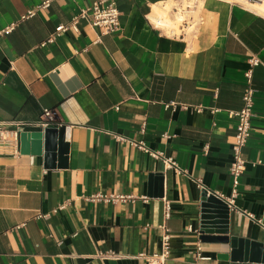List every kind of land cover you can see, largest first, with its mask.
I'll list each match as a JSON object with an SVG mask.
<instances>
[{"label": "crops", "instance_id": "0c3cea01", "mask_svg": "<svg viewBox=\"0 0 264 264\" xmlns=\"http://www.w3.org/2000/svg\"><path fill=\"white\" fill-rule=\"evenodd\" d=\"M40 1L0 0V29L14 22L0 33V123L38 130L40 109L51 107L68 127L67 147L45 166L30 140L25 151L18 134L17 152L0 140V264H144L135 254L158 248L159 224L168 229L167 264H260L264 14L236 0H202L189 34L170 35L147 19L166 0H116L117 30L101 33L78 18L76 29L54 32L91 0H49L20 17ZM250 55L258 62L245 165L227 214V234L246 245L231 258L228 242L198 238L200 189L230 194L229 110L242 103ZM138 140L180 171L130 143ZM96 191L132 198L85 199ZM196 243L207 258H194Z\"/></svg>", "mask_w": 264, "mask_h": 264}, {"label": "built area", "instance_id": "2783aa9c", "mask_svg": "<svg viewBox=\"0 0 264 264\" xmlns=\"http://www.w3.org/2000/svg\"><path fill=\"white\" fill-rule=\"evenodd\" d=\"M49 0H41L32 8H28L24 13L20 15L21 18L30 16L34 13L35 8L39 6H44L48 4ZM180 2V1H179ZM195 2L194 0H187L184 3V6L189 7ZM174 11L182 9L181 2L177 6H173ZM78 18H83L89 24L96 25L101 33H107L117 30L119 26L118 20V9L116 7V0H91L88 5L83 6L79 9L78 13L72 15L67 23H58L54 26V32L63 30L67 27L76 29V22ZM152 26L158 28L159 30H165L155 23L149 17L147 18ZM14 22H11L0 29V33L8 31ZM170 35H174L172 30H169ZM179 34V33H178ZM50 36L48 39H50ZM258 62V58L254 55H250L247 58V65L243 69L244 83L241 91V105L235 110H229V113L234 115L236 122L234 125V132L231 140V160L228 165V172L231 177V188L229 196L222 197L227 203L228 207L233 206L232 198L236 193V185L238 183V176L244 168L245 160L241 156V147L245 144L246 138L248 136L249 125H250V115H251V105H252V91L251 86V74L252 66ZM171 102H165V105H168ZM195 110L200 108L199 104L193 106ZM34 123L42 129L46 125L54 124L58 126L61 124V120L51 107H42L37 115V118L34 120ZM17 126V125H16ZM19 130L15 128H7L0 123V140H9L13 146V151L17 152V139H18ZM130 143L135 144L138 148L146 151L149 155L153 157H160L162 161L171 166L176 172L180 171L179 167L176 165L175 161L170 156L162 155L161 151L152 150L145 146L141 140L130 141ZM88 200H101V201H116V200H126L132 198V195L129 193H103V192H93L84 196ZM143 199L146 198L145 195L142 196ZM64 202L57 204V207H63ZM162 215L167 217L169 215V205L167 200H163L162 204ZM161 228V234L159 237V246L151 250L150 252L139 251L135 255L143 258L144 264H167L166 258L169 251V240H168V229L164 224H159ZM101 256L114 255L112 252H103L100 253ZM194 258H207V255L201 253V247L199 243L195 244L194 247Z\"/></svg>", "mask_w": 264, "mask_h": 264}, {"label": "water", "instance_id": "95a60500", "mask_svg": "<svg viewBox=\"0 0 264 264\" xmlns=\"http://www.w3.org/2000/svg\"><path fill=\"white\" fill-rule=\"evenodd\" d=\"M67 125L49 124L38 130L20 131V148L28 149L26 139L30 140L31 153L42 151L45 166H53L67 147ZM228 205L224 199L206 188L200 189L198 238L204 241H224L229 244V256L242 257L246 241L242 237L227 234ZM218 233V234H214ZM259 263L264 264V242L261 243Z\"/></svg>", "mask_w": 264, "mask_h": 264}, {"label": "rangeland", "instance_id": "374dc122", "mask_svg": "<svg viewBox=\"0 0 264 264\" xmlns=\"http://www.w3.org/2000/svg\"><path fill=\"white\" fill-rule=\"evenodd\" d=\"M166 1L168 3L169 7L165 10V14L167 17H170L172 19H173V13H174L173 6H177V4H179L180 2H181V6H182V9H178V10L181 11L183 18L180 22L177 21V23H175L176 28H171L172 32H174V34H178L181 32H184L185 34H189V32L192 30V28L194 26V23L196 20L197 8L201 4L202 0H194L195 2H193V4L190 5L189 7L184 6L185 1H187V0H166ZM236 1L242 2L244 5H247L248 7H251L255 10H256V8L259 7L257 4H255V2H253L254 0H236ZM251 4L255 5L256 8H254V6ZM157 8H159V7L157 6ZM263 8H264V2H263ZM158 11L160 12V8L156 9L154 7L152 13H155ZM187 24L192 25L191 29L189 28L190 30L187 29V27H186ZM163 29L165 30L166 33H169L168 29H165V28H163Z\"/></svg>", "mask_w": 264, "mask_h": 264}, {"label": "bare ground", "instance_id": "6f19581e", "mask_svg": "<svg viewBox=\"0 0 264 264\" xmlns=\"http://www.w3.org/2000/svg\"><path fill=\"white\" fill-rule=\"evenodd\" d=\"M253 2H255V4H257L258 10H260L261 13L264 14V8H263V2L264 0H254ZM253 5V4H251ZM261 5V6H260ZM160 8V12H155L153 14L150 15V19H152L153 21H155L156 24H158L159 26H161L162 28L171 30V28H176L175 23L180 22L183 18L182 13L180 10L174 11L173 13V19L170 17H167L165 14V10L169 7L167 1L162 2L161 4L157 5ZM157 6L155 7L156 9ZM255 6V5H253ZM174 24V25H173ZM191 24H187V29H191ZM189 29V30H190Z\"/></svg>", "mask_w": 264, "mask_h": 264}]
</instances>
